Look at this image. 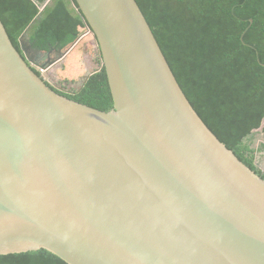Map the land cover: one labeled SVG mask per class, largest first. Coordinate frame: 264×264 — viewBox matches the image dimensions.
<instances>
[{
    "label": "water",
    "instance_id": "obj_1",
    "mask_svg": "<svg viewBox=\"0 0 264 264\" xmlns=\"http://www.w3.org/2000/svg\"><path fill=\"white\" fill-rule=\"evenodd\" d=\"M75 1L101 59L77 90L104 67L114 106L55 91L0 18V255L264 264V178L195 110L138 2Z\"/></svg>",
    "mask_w": 264,
    "mask_h": 264
},
{
    "label": "trees",
    "instance_id": "obj_2",
    "mask_svg": "<svg viewBox=\"0 0 264 264\" xmlns=\"http://www.w3.org/2000/svg\"><path fill=\"white\" fill-rule=\"evenodd\" d=\"M136 1L195 110L241 161L264 178L256 164V153L264 145L250 146L253 131L264 130V0ZM0 18L20 52L24 39L40 59V54L50 55L45 66L54 61L53 54L67 53L60 71L70 75L60 73V83H76L84 76V62H76L74 55L91 51L78 49L82 29L87 32L90 26L75 0H0ZM48 84L100 110L114 106L104 67L80 91ZM0 264L68 263L37 249L0 255Z\"/></svg>",
    "mask_w": 264,
    "mask_h": 264
},
{
    "label": "rangeland",
    "instance_id": "obj_3",
    "mask_svg": "<svg viewBox=\"0 0 264 264\" xmlns=\"http://www.w3.org/2000/svg\"><path fill=\"white\" fill-rule=\"evenodd\" d=\"M22 36L23 34L21 33L19 34L18 37L22 38ZM79 45L80 46H78L79 47L78 49L80 51H81V47L84 48V50L91 48V51H88V52L85 51L84 53L78 52V53H75L74 55V60H76V62L79 63V61L81 60L84 62V73L87 74L89 71L97 69L101 65V60L98 54L97 45H96L95 37L93 33L86 34V31L82 29V36H81V41L79 42ZM40 55H42L40 59V64L47 63L48 61L47 54H40ZM58 56H59L58 53L56 55L53 54L52 59L55 61L59 58ZM65 58L63 59V61L57 60L53 65H50L47 68V70L42 69L40 66H38L43 76L49 79L52 82V84L55 86H59L60 84H62L60 83V78H59V76L62 75L60 73H64L67 76L70 75V72L67 73V72L60 71L65 61ZM82 81L83 80L80 77L76 83H73L72 85L70 84L69 89L70 90L77 89L78 86L82 84ZM262 145H264V130L261 127L253 131V135L250 139V146L254 149H257V148H260ZM257 154L258 156H261V158L263 159V161H260L259 163L262 164V166L264 167V149H262L261 151H258L256 155Z\"/></svg>",
    "mask_w": 264,
    "mask_h": 264
},
{
    "label": "flooded vegetation",
    "instance_id": "obj_4",
    "mask_svg": "<svg viewBox=\"0 0 264 264\" xmlns=\"http://www.w3.org/2000/svg\"><path fill=\"white\" fill-rule=\"evenodd\" d=\"M22 41L24 43V48L23 49L26 51V53L28 54V56H30V58L35 62V64H34L35 65V68L39 69L38 66L40 64V58H39L38 51H36L34 49L33 50H30L31 48H30L29 44L27 42H25L24 39H22ZM23 49H22V46H21V52H22V54L24 56L25 51ZM48 58H50V55L48 56ZM67 83H69V84H67ZM70 84L72 85L73 83L72 82H64L62 84V86L59 85L58 87L62 88V90H65V91H68L69 92V91L72 90V89L71 90L69 89L70 88Z\"/></svg>",
    "mask_w": 264,
    "mask_h": 264
},
{
    "label": "crops",
    "instance_id": "obj_5",
    "mask_svg": "<svg viewBox=\"0 0 264 264\" xmlns=\"http://www.w3.org/2000/svg\"><path fill=\"white\" fill-rule=\"evenodd\" d=\"M258 161H263V159L261 158V156H258Z\"/></svg>",
    "mask_w": 264,
    "mask_h": 264
},
{
    "label": "built area",
    "instance_id": "obj_6",
    "mask_svg": "<svg viewBox=\"0 0 264 264\" xmlns=\"http://www.w3.org/2000/svg\"><path fill=\"white\" fill-rule=\"evenodd\" d=\"M90 33H91L90 28H88V31L86 32V34H90Z\"/></svg>",
    "mask_w": 264,
    "mask_h": 264
}]
</instances>
